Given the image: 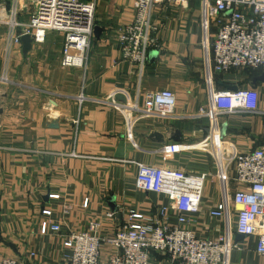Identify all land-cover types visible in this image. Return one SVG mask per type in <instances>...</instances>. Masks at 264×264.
Listing matches in <instances>:
<instances>
[{"label":"crops","instance_id":"0c3cea01","mask_svg":"<svg viewBox=\"0 0 264 264\" xmlns=\"http://www.w3.org/2000/svg\"><path fill=\"white\" fill-rule=\"evenodd\" d=\"M135 2L99 0L96 26L102 31L93 38L85 68L62 66L64 36L58 31L48 32L40 47L33 41L27 53L21 42V55L7 61L6 27L0 24V260L63 264L68 252L63 238L71 231L99 221L101 233L110 235L131 207L158 214L168 199L137 189L138 162L207 173L202 210L190 228L208 237L221 229L209 215L223 196L218 169L212 149L200 144L212 124L200 110L209 98L200 42L202 2L157 5L161 49L150 53L142 73L136 64L122 60L117 40L135 16ZM0 3L10 7L12 0ZM20 18L28 21L29 15L23 12ZM263 73L235 70L215 78L218 88H226L223 79L227 85L254 86L259 92L258 111L218 115L225 152L264 147V81L254 82ZM167 88L177 97L175 115L148 116L132 108L146 93ZM177 130L180 140L174 138ZM229 188L232 195L233 180ZM86 197L89 204L84 207ZM44 207L53 209L50 219L62 224V236L43 230L49 220L41 213ZM169 221L176 222L173 211ZM237 236L231 264L260 263L257 238ZM168 259L154 252L150 264Z\"/></svg>","mask_w":264,"mask_h":264},{"label":"built area","instance_id":"2783aa9c","mask_svg":"<svg viewBox=\"0 0 264 264\" xmlns=\"http://www.w3.org/2000/svg\"><path fill=\"white\" fill-rule=\"evenodd\" d=\"M185 1L136 0L133 20L117 36L122 60L136 64L142 73L150 53L161 49L162 24L155 17V8ZM201 2V46L209 98L208 105L200 110L212 124L208 137L200 144L205 150L212 149L218 169L223 196L209 215L221 229L208 237L190 228L197 224L202 210L207 173L138 162L137 189L163 195L168 203L156 215L129 208L110 235L101 233L99 221H91L86 229L71 231L63 238L68 251L63 264H150L154 252L169 257L165 264H231V253L238 247L235 235L255 236L256 253L262 259L257 264H264V147L237 154L225 152L217 123L220 113L258 111L259 92L254 86L218 88L215 79L235 70H264V0ZM98 4L99 0H12L10 7L0 3L7 52L11 55L21 45L24 34H30L37 44L45 40L48 32L58 31L64 35L62 66L87 67ZM23 12L29 15L28 21L21 20ZM10 59L7 57V61ZM132 108L148 116L166 118L175 115L177 97L168 88L150 91L142 103L135 101ZM230 180L236 184L232 195ZM83 204L87 207L89 198ZM170 211L176 215L175 223L169 221ZM41 213L49 219L44 221L43 230L62 236V224L50 219L53 209L44 207ZM0 264L19 263L5 257Z\"/></svg>","mask_w":264,"mask_h":264},{"label":"water","instance_id":"95a60500","mask_svg":"<svg viewBox=\"0 0 264 264\" xmlns=\"http://www.w3.org/2000/svg\"><path fill=\"white\" fill-rule=\"evenodd\" d=\"M101 31H102L101 30V27L96 26V28H95V35L96 36H99L100 33H101ZM21 41H22V44H23V51H24V53H27L28 51H30V49L32 47L33 37L30 34H24L22 36V38H21ZM156 52L157 51H152L151 52V56L157 54ZM258 80L264 81V73L262 75L256 76L254 78V82H257ZM221 83H222V85H225L229 89H233V90H236L237 89V87L234 86V85H227V84H225L223 82H221ZM181 137H182L181 132L179 130H177L176 133H175L174 138L176 140H180ZM243 237H244L243 235H239V236H237V239H241Z\"/></svg>","mask_w":264,"mask_h":264},{"label":"rangeland","instance_id":"374dc122","mask_svg":"<svg viewBox=\"0 0 264 264\" xmlns=\"http://www.w3.org/2000/svg\"><path fill=\"white\" fill-rule=\"evenodd\" d=\"M48 34V33H47ZM47 34H46V37H47ZM62 34V33H61ZM63 35V34H62ZM64 36V35H63ZM46 37H45V39H46ZM201 39H202V32H201V35H200V42H201ZM45 41V40H44ZM43 41V42H44ZM7 42H8V40H7V38L5 37V39H4V48H3V53H4V57H15L16 55H21V49L19 48V47H16L15 49H14V51L11 53V55L7 52ZM42 42V43H43ZM42 43H37L36 45H37V47H40V45H42ZM40 44V45H39ZM51 44H52V42H51ZM201 48H202V46H201ZM40 51V50H39ZM47 52L49 53V55L50 54H54V52L52 51V50H48L47 49ZM44 53H46L45 51H44ZM204 57V56H203ZM205 80V79H204Z\"/></svg>","mask_w":264,"mask_h":264},{"label":"trees","instance_id":"16d2710c","mask_svg":"<svg viewBox=\"0 0 264 264\" xmlns=\"http://www.w3.org/2000/svg\"><path fill=\"white\" fill-rule=\"evenodd\" d=\"M245 72H247L249 75H251V74H254L256 71H253V70L247 69V70H245Z\"/></svg>","mask_w":264,"mask_h":264}]
</instances>
